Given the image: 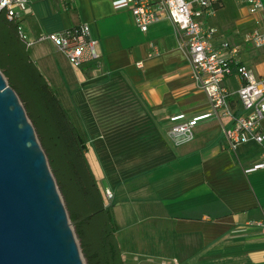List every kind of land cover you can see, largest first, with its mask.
I'll use <instances>...</instances> for the list:
<instances>
[{"label": "crops", "instance_id": "0c3cea01", "mask_svg": "<svg viewBox=\"0 0 264 264\" xmlns=\"http://www.w3.org/2000/svg\"><path fill=\"white\" fill-rule=\"evenodd\" d=\"M26 1L30 12L18 25L28 41L88 23L98 40V64L106 75L102 81L122 90L134 108L120 112L121 125L96 128L93 132L100 135L88 140L104 152L121 138L125 145L116 148L123 150L124 158L127 147L136 151L132 170L127 163L114 170L113 156L101 153L108 171L104 174L115 183V188L108 187L117 197L113 213L118 221L112 215L123 261L129 254L148 255L150 262L161 264H264V226L256 225L264 223V169L244 172L259 161L260 147L248 142L231 150L222 134V127L231 124L225 116L199 121L188 143L174 146L168 139L171 115L209 110L204 92L190 76L171 21L163 16L143 32L126 0ZM262 18L264 9L252 15L242 0H217L214 14L203 21L235 44L242 43V33ZM10 24L0 17V30ZM25 46L50 84L51 78H65L63 71L70 76L71 69L79 73L82 68H72L49 41ZM153 47L158 54L149 57ZM240 58L264 77V48L246 44ZM89 82L80 77L76 81ZM223 84L235 91L240 81L229 76ZM231 105L238 113L235 98Z\"/></svg>", "mask_w": 264, "mask_h": 264}, {"label": "built area", "instance_id": "2783aa9c", "mask_svg": "<svg viewBox=\"0 0 264 264\" xmlns=\"http://www.w3.org/2000/svg\"><path fill=\"white\" fill-rule=\"evenodd\" d=\"M250 14L264 9L263 0H242ZM135 25L143 32L163 16L168 18L176 31L178 46L184 52L190 76L204 92L209 110L193 116L176 113L169 117L167 136L174 146L188 143L194 138L195 126L208 118H230L231 124L222 127L223 139L231 150L239 144L253 142L260 147V159L244 169L245 173L264 169V77H260L244 64L240 52L246 44L264 48V18L242 33V43H232L219 35L218 29L205 24L216 10L217 0H126ZM30 12L26 0H0V14L17 25L19 36L27 46L49 41L56 52L63 55L72 68L98 63V40L92 37L88 23L81 22L72 27L41 34L28 41L18 25L23 14ZM158 54L153 47L149 57ZM138 67L142 61L136 62ZM229 76H236L240 84L235 91L223 83ZM236 99L239 112L231 101ZM104 205L109 206L114 193L104 188ZM256 225L264 226L262 222ZM172 264H177L173 262Z\"/></svg>", "mask_w": 264, "mask_h": 264}, {"label": "water", "instance_id": "95a60500", "mask_svg": "<svg viewBox=\"0 0 264 264\" xmlns=\"http://www.w3.org/2000/svg\"><path fill=\"white\" fill-rule=\"evenodd\" d=\"M0 264H84L47 155L1 70Z\"/></svg>", "mask_w": 264, "mask_h": 264}, {"label": "trees", "instance_id": "16d2710c", "mask_svg": "<svg viewBox=\"0 0 264 264\" xmlns=\"http://www.w3.org/2000/svg\"><path fill=\"white\" fill-rule=\"evenodd\" d=\"M8 22L13 26L0 30V70L36 130L85 262L124 264L110 209L104 205L85 157L84 133L73 124L57 91L30 58L16 23Z\"/></svg>", "mask_w": 264, "mask_h": 264}, {"label": "rangeland", "instance_id": "374dc122", "mask_svg": "<svg viewBox=\"0 0 264 264\" xmlns=\"http://www.w3.org/2000/svg\"><path fill=\"white\" fill-rule=\"evenodd\" d=\"M71 71L76 74H73L71 72V75L69 76L65 71H63L65 78H51L49 80L51 81V85L53 86V88L58 91L57 93L59 99L63 107L71 116L73 124L77 127L80 133H84L86 147L85 157L91 170L93 171V173H95L94 177L103 197L104 188L108 187L109 184H113L115 188V183H111L110 181H108V177L104 174V157L102 158V154L110 153V157L113 156L111 162L114 165V170L121 169L124 163H127L129 165L128 168L132 170L135 157L137 156L134 155L136 151L132 146L127 147V156L124 158V155L122 153L123 150L119 151L118 148H116L119 145H125V143H121L123 142L120 141L122 140L121 138H116L115 143L113 144L115 145L114 149L103 150L104 152L100 151L102 148H99V146L94 147L93 144L88 143V140H90L93 136H99V133L95 134L93 131L97 129L99 130V128L105 126L106 124H108L109 127L114 128L118 125H121L122 119L120 118V112L123 110L132 111L134 108L131 102L125 101V99L123 98L122 90L104 84L102 79H105L106 75L101 72L98 63H91L83 66L81 69H79V73H77L78 70L74 71L71 69ZM79 77L86 78L90 82L86 85H78L76 81ZM262 125L264 127V120L262 121ZM105 171L107 170L105 169ZM108 188L110 189V187ZM110 190L112 191L113 189L111 188ZM116 202L117 197H114L111 203L109 204L108 208L110 209L111 215L114 214V217L116 216L117 220L116 212L114 211L113 213V209L115 207ZM114 225L116 227L115 221ZM76 240L78 242L77 237ZM148 258V255H136L135 258L132 255L128 254L124 259V263L161 264L159 260L150 262ZM82 260L83 263L86 264L83 255Z\"/></svg>", "mask_w": 264, "mask_h": 264}]
</instances>
